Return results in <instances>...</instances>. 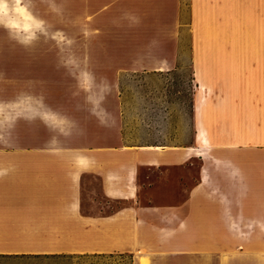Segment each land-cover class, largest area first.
<instances>
[{
    "label": "rangeland",
    "instance_id": "obj_1",
    "mask_svg": "<svg viewBox=\"0 0 264 264\" xmlns=\"http://www.w3.org/2000/svg\"><path fill=\"white\" fill-rule=\"evenodd\" d=\"M194 2L0 0V149L87 153L157 146L197 152L195 74L199 55L208 52L198 43L215 33L199 31ZM157 174L142 170L141 181ZM173 176L158 186L163 193L156 203L182 200L179 180L193 185L196 162ZM36 193L15 185L14 215L4 225L13 231L0 236V264H264V256L245 252L249 244L261 246L255 240L227 241L216 261L213 241L200 251L197 241H182L189 250L140 259L56 253L87 239L70 232L72 224L30 213L65 202ZM82 196L83 215L107 216L125 206L103 197L95 178L83 185ZM60 226L65 231L57 232Z\"/></svg>",
    "mask_w": 264,
    "mask_h": 264
},
{
    "label": "crops",
    "instance_id": "obj_2",
    "mask_svg": "<svg viewBox=\"0 0 264 264\" xmlns=\"http://www.w3.org/2000/svg\"><path fill=\"white\" fill-rule=\"evenodd\" d=\"M192 8L203 26L199 31L215 33L198 43L208 50L199 55L195 74L198 151L0 149V236L13 231L4 225L14 215L19 185L25 193L37 191L38 199L65 201L30 213L72 224L70 232L87 239L56 253L140 259L156 251L189 250L182 241H197L199 251L213 241L216 261L227 241L255 240L261 246L249 244L245 252L264 256V0H195ZM195 162L193 185L179 180L182 200L156 203L163 193L158 186L172 183L174 174ZM142 170L159 174L147 183L141 181ZM91 178L99 180L103 197L125 206L107 216L83 215L82 189ZM62 231L60 226L57 232Z\"/></svg>",
    "mask_w": 264,
    "mask_h": 264
},
{
    "label": "bare ground",
    "instance_id": "obj_3",
    "mask_svg": "<svg viewBox=\"0 0 264 264\" xmlns=\"http://www.w3.org/2000/svg\"><path fill=\"white\" fill-rule=\"evenodd\" d=\"M156 149H158V148H156Z\"/></svg>",
    "mask_w": 264,
    "mask_h": 264
}]
</instances>
